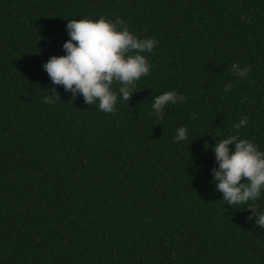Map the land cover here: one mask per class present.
Listing matches in <instances>:
<instances>
[{"label":"trees","instance_id":"1","mask_svg":"<svg viewBox=\"0 0 264 264\" xmlns=\"http://www.w3.org/2000/svg\"><path fill=\"white\" fill-rule=\"evenodd\" d=\"M99 17L158 41L111 113L43 68L68 20ZM169 90L185 101L157 121ZM244 116L264 150V0H0V264H264V229L212 183V148Z\"/></svg>","mask_w":264,"mask_h":264},{"label":"clouds","instance_id":"2","mask_svg":"<svg viewBox=\"0 0 264 264\" xmlns=\"http://www.w3.org/2000/svg\"><path fill=\"white\" fill-rule=\"evenodd\" d=\"M66 29L70 39L62 46L65 54L53 55L43 64L52 85H62L65 92L82 96L85 104L104 113L114 112L118 99L129 101L135 83L149 74L151 64L144 53H151L158 41L136 36L119 17L114 21L105 17L70 19ZM250 70V66L238 63L229 68L240 78H246ZM231 88L232 84L226 83L224 92ZM57 96L53 87L44 103L54 104ZM184 101L175 90L162 92L153 97L151 114L159 121L167 106ZM247 124L248 117H242L232 126L237 133L219 139L212 148L217 165L211 169L212 183L222 193L224 204L245 205L243 209L250 213L247 219L264 229V206L256 203L264 194V150L254 141L240 138L239 130ZM187 138L185 126L178 127L172 137L178 144Z\"/></svg>","mask_w":264,"mask_h":264}]
</instances>
